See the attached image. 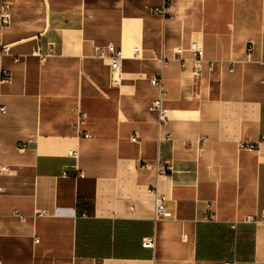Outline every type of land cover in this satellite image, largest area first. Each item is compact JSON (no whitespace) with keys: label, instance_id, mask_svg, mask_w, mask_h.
<instances>
[{"label":"crops","instance_id":"obj_1","mask_svg":"<svg viewBox=\"0 0 264 264\" xmlns=\"http://www.w3.org/2000/svg\"><path fill=\"white\" fill-rule=\"evenodd\" d=\"M163 3L9 0L0 264H264V0H173L165 16ZM109 43L117 81L95 57ZM39 46L54 48L45 62ZM157 196L170 217L155 220Z\"/></svg>","mask_w":264,"mask_h":264},{"label":"built area","instance_id":"obj_2","mask_svg":"<svg viewBox=\"0 0 264 264\" xmlns=\"http://www.w3.org/2000/svg\"><path fill=\"white\" fill-rule=\"evenodd\" d=\"M173 0H164L163 8L161 10H157L156 13L160 15H167V11L171 5V2ZM10 4L9 0H3L2 5L0 7V20L2 23V29L6 28L10 24ZM6 51V47H4L0 41V54ZM192 52L195 56L196 63H200L203 59V51H201L196 45L192 47ZM253 52V43L251 41L248 42V53L249 55ZM54 54V48L53 46L48 47L47 51L44 52L42 48L39 46L36 51L34 52V55L38 57L42 62H45L48 58H50ZM178 56L181 57L182 52L178 51ZM95 57L101 60H105L109 63L112 77L114 81H117L120 75V70L122 66V62L125 59L124 53L122 50L118 49L114 44L109 43L105 46H97L95 47ZM210 71L213 70L212 67L209 69ZM201 76V68L197 66L194 70V77L195 79H199ZM11 79V74L9 72H4L2 74L1 78V84L9 82ZM152 85L157 87L160 91V95L157 99H155L152 102L151 110L158 113L160 117V121L162 123H167V117H166V110L164 107L165 102V96H166V89L164 87V80L162 76H158L154 78L151 81ZM0 112L4 113L5 109L1 108ZM87 115L78 112L77 120L75 122V130L79 133L83 132L84 126L86 123ZM86 138H88L87 135H85ZM135 140V139H134ZM246 149L248 150H254L256 147L254 145L246 144L244 145ZM69 157L72 159L77 160L78 159V152L73 150L68 153ZM150 168V167H148ZM153 170L156 172L158 176H166L169 173H171L172 169L169 167L166 163L158 161L155 165H153ZM77 172V167L74 169ZM84 217H87V214L83 215ZM170 213H168L165 209V199L163 196H157L156 198V209H155V220L160 219L161 217H170ZM37 242V240H36ZM143 247L145 249L154 250L156 247V238L151 237L148 239H145L143 241Z\"/></svg>","mask_w":264,"mask_h":264},{"label":"trees","instance_id":"obj_3","mask_svg":"<svg viewBox=\"0 0 264 264\" xmlns=\"http://www.w3.org/2000/svg\"><path fill=\"white\" fill-rule=\"evenodd\" d=\"M81 211L83 212L82 208H80V213H81ZM84 214H87V213H86V212H84Z\"/></svg>","mask_w":264,"mask_h":264}]
</instances>
